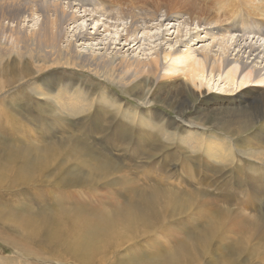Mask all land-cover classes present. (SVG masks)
<instances>
[{
	"label": "rangeland",
	"instance_id": "rangeland-1",
	"mask_svg": "<svg viewBox=\"0 0 264 264\" xmlns=\"http://www.w3.org/2000/svg\"><path fill=\"white\" fill-rule=\"evenodd\" d=\"M41 1L0 0V67L5 70L0 77L27 74L19 80V83H26L24 88L14 91L18 82L12 81L0 92V98H3L0 99V264H78L69 251L74 247L71 244L73 237L69 234L70 224L65 220L70 212L86 217V230L98 229L104 222L103 214H116V204L119 215L129 218L135 214L133 211H142L151 221L160 219L158 224H150L151 229L144 233L146 235L138 234L130 242L121 238L122 242L115 246L111 257H118L123 264H157L161 258L177 253L182 243L194 241L200 231L202 233L209 226L198 222L201 218H196V205L193 203L198 198L201 200L214 194L221 199L224 188L228 186L226 184L230 183L236 190L231 193L233 200L218 201L227 209L224 221L230 222L232 218L236 227L237 221H241L237 215L240 211L251 217L252 211L242 210L236 204L245 201V191L252 187L248 181L255 178L254 174L264 178V155L260 154V151L264 152V128L260 127L264 120L255 121L254 126L245 130L238 128V125L243 126L241 124H228L229 111L239 108L230 102L233 95L208 93V86H194L178 73L175 78L157 85H152L149 80L151 85L148 83L145 87H124L119 82L91 77L68 64H53L50 59L58 60L56 54L48 55L47 50L35 47L37 40L34 38L39 35L38 27L43 19L44 5L39 3ZM104 1L125 10L146 5L159 14H184L194 24L209 17L213 19L211 22L215 28L227 26L239 15L253 18L250 13L252 4L243 0H240L243 4L237 0H223L218 8V5L214 7L213 0ZM260 1L264 5V0ZM227 9L232 10L226 13ZM76 14L82 16L83 12L78 9ZM88 23L86 18H79L75 23L63 26L62 46H65L66 39L72 38L77 27ZM260 23L264 25L262 21ZM256 33L245 34L240 38L241 42L262 44L264 37ZM104 35L102 33L101 37ZM141 36L143 32L140 30ZM17 37L21 38L22 44H15ZM98 38L77 46V50L91 49L96 54L100 53L102 41ZM140 43L143 51L152 52V40L141 38ZM260 48L264 52V45ZM36 66L50 68L44 69L40 76ZM35 77H39L38 81L34 80ZM83 86L87 89L80 98L90 104L93 100L90 113H83L87 114L86 117H82V112L73 116L59 110L50 97L62 87L68 88L69 94L78 95L77 89L82 90ZM39 89L49 95L40 94ZM104 93L113 104L105 102ZM184 98L190 103L181 106L180 111L177 103ZM132 113H137L136 118L127 117ZM187 122L198 125V129L194 128L202 133L198 144L187 140L190 137L185 129L191 125ZM206 140L223 146L224 151L230 154L226 161L224 156H210L206 152ZM20 176L24 180L32 176V181L21 180ZM260 187L264 194V187ZM156 199L161 205L159 209L144 204L149 201L151 204ZM41 216L48 220L47 230L41 231L43 233L35 231L36 220ZM32 222L36 224L32 226ZM217 222L222 224V220ZM223 224L219 238L209 243L212 249L217 246L220 255L223 246H233L230 240L239 232L237 227L224 236L228 240L224 239L223 230L227 226L225 222ZM52 225L61 226L58 245L50 242L55 231H52L55 228ZM223 242L225 244L221 245ZM129 253L132 257L126 255ZM105 255L90 264H112L105 260L110 255ZM240 258L247 260V254ZM256 258L250 264H264V253L256 255ZM206 260L207 256L202 257L200 263L208 264ZM240 263L249 264L246 261Z\"/></svg>",
	"mask_w": 264,
	"mask_h": 264
},
{
	"label": "bare ground",
	"instance_id": "bare-ground-1",
	"mask_svg": "<svg viewBox=\"0 0 264 264\" xmlns=\"http://www.w3.org/2000/svg\"><path fill=\"white\" fill-rule=\"evenodd\" d=\"M222 1L223 0H213L214 7L218 5L216 6V8H218L219 2ZM237 1L241 2L240 0ZM41 2L39 3L42 6L44 5L42 10L43 19L41 25L38 27L40 29L39 35L37 39L34 38L37 40V44L35 42V47L47 50L45 51L47 54H56L58 60L50 59L53 64H68L73 68H78V70L88 73L91 77L102 78V80L107 79L114 83L119 82L124 87L128 85L131 87L135 85H142L141 87H145L150 83L148 82L149 80L153 82L152 85H157L166 79L175 78L178 73L194 86L200 88L208 86L210 88L208 93L213 92L220 95H233L232 100L229 98L230 102L235 103L239 108L232 112L226 109L229 111L228 115L230 116L226 120L228 124H241L243 126L238 125V128L241 127L242 130H245L252 125L254 126L255 121L264 120V52L260 50V46L264 45V41L262 44L252 40L253 43H242V39H240L245 34V36H247V33H253L254 31L257 32L256 35L264 37V25L260 23L261 21L264 23V5L260 0H243V2L252 4L250 13L251 16L256 19L239 15L237 20H234L227 26L219 28L213 26L211 22L213 19L209 17L207 18L208 20L194 24L189 20L190 17L184 14H159L160 12L152 10L146 5L130 7L125 10L120 7H115L104 0H65L66 4H64L63 0H42ZM243 2H241V4H243ZM78 9L83 12L82 16L76 14ZM230 10L232 9H227L226 13H229ZM194 14L193 17L196 18L197 14ZM79 18H86L89 23L85 26L77 27L72 33V38L70 40L66 39L65 46H62V43H64L63 36L61 35L63 34V26H69V24L75 23ZM140 30L143 32V36L141 37H139ZM102 33H105L103 37H101ZM97 37H100L98 39L102 41L100 43L102 45V51L100 53L96 54L91 51V49H87L86 51L77 50V46L94 41ZM248 37H250V35ZM141 38L143 40H152L153 46L150 48L152 52L143 51V47H141L140 43ZM14 42L18 45V43H21V38L17 37ZM155 42H159V44H155ZM137 49H139L138 52H136ZM131 52L135 54L131 55ZM63 59L65 61H63ZM61 60L62 62H60ZM36 67H38L36 68L37 75L40 76L42 75L40 73L44 69L46 71L50 68L42 66ZM53 67L55 66L51 68ZM2 70L3 69L0 67V75H3L5 72V70ZM26 75L25 73H18L16 76L13 74L12 77H0V92L10 83L12 84V81L18 82L17 88L14 91L24 88L26 83H19V80ZM38 79L39 77L34 78L35 81H38ZM65 83L67 84V82ZM149 85H151V83ZM65 88L62 87V89L60 88L61 90L50 95L59 110L73 116L76 112H82V115L89 111V114L93 100L90 104L87 100L83 101V99L80 98V95L83 94L87 88L85 86H83L82 90L78 88V95L69 94V91H67L68 88ZM39 90L40 94H48L42 89ZM103 96L106 103L113 104V101L106 97L105 93ZM0 99L3 100V98ZM187 102L188 99L184 98L177 103V108L181 111V106H187L190 103V101ZM148 103H151V101L149 100ZM82 106L84 108H82ZM85 106L88 107L85 109ZM118 110H120V107H118ZM133 114L134 113H132V115ZM136 114L137 113L133 116L127 115V117H132L134 119L137 116ZM86 116L87 114L82 115V117ZM187 124H191L188 129H185V133L190 137L187 140H190V142L194 144H198L200 142V134H202L201 131L194 130L198 125L195 126L190 122H187ZM260 127L264 128V125H260ZM162 130L169 136L166 129ZM205 149L210 156H224V161H226L230 155L226 150L224 151L223 146L220 145L219 142L213 140L205 141ZM260 154L264 155V152L260 151ZM141 170L143 169L141 168ZM22 176L19 178L24 180ZM254 177L252 181L247 180L248 183L252 184V187H248V190L246 189V195L244 196L246 197L245 201L242 204H236V207H240L242 210L248 209L252 211L253 214H251V217H249V215L245 216V214L240 211L237 215L241 218V221H237L239 224L236 227L234 219L231 218L230 222L224 221L225 216H227V209L221 206L218 201L220 200L224 203L227 200H233L234 196L232 197L231 193L236 189L230 185V183L226 184L228 186L224 188V193L221 195L222 197H220L221 199L215 194L212 197L209 196L201 200H199L200 198L197 196V202H192L196 205V218H201L200 221H197L201 222L203 225L208 224L209 228L203 230L202 233L200 231V234H198L199 237L196 236L194 241L192 239L190 242L182 243V248H180L177 253L167 258H161V261L157 264H202L200 260L202 257L206 256L208 259L206 262L208 261V264H235L236 262L241 264V261H246L249 264L253 263L256 255L264 253V194L262 191L263 188L260 187H264V181L259 180L264 178L262 176H256L255 174ZM26 179L32 181V176L25 178V180ZM257 183L260 186L257 185ZM158 187L160 189L161 185ZM217 188L220 189V187ZM248 191H250L251 194H248ZM170 194H172L171 191ZM196 195H198V192ZM193 197H195V194ZM173 199H175L174 195ZM148 203L145 202L144 204L151 206L152 209H159L161 206L158 203V199L151 204ZM192 203H190L189 208H191ZM187 204L189 205V203ZM192 212L193 211H191V213ZM115 213L116 214L109 215L108 213L103 214V224H100L98 229L90 226L92 229L88 230L85 229L87 223L84 219L86 218L85 216L77 212L66 214L65 220L67 219V223L70 224L71 230L69 234L73 237L71 244L74 246L73 249H69V251L71 255L76 258L74 259L78 260V264H90L98 259L97 257L101 260L103 258L101 255L106 256L105 254L110 255V258L105 259L106 261L112 264H115L116 261L117 264H123L122 260L118 257H111L115 246L119 244L121 238L126 242H130L132 239H135L138 234L142 233V235H146L144 233L151 229L150 224L155 225L157 222L159 223L160 220L156 219L155 221H151L150 217L142 211H133L135 214L131 215L129 218L119 215L117 213V204ZM210 217L212 219L208 221ZM219 220H222V224H218L219 222L217 221ZM47 221L42 219V216L39 217L36 220L37 227H35V231H46ZM30 222L31 221H29V223ZM36 222H32V226H34ZM223 222H225L227 226L223 230L224 239H227L224 236L235 231L237 227L239 232L236 234V238L232 237L230 240V244H233V246H223L222 254L220 255L217 253V246L212 249L209 247V243L215 241L216 237L219 238L221 230L224 227ZM90 223L91 221L89 220L88 224L90 225ZM53 226L55 228L52 231H55L52 237H50V242L58 245V233L61 226L52 225V227ZM195 231L197 230L195 229ZM172 239L174 240L175 238ZM240 242L241 244H237ZM222 244H225V242L221 243V245ZM133 250L136 249L133 248ZM243 254H247V260L240 258ZM126 255L132 257L130 253ZM216 257H218L219 263ZM257 258H259V256H257ZM136 260L137 258L134 259V261Z\"/></svg>",
	"mask_w": 264,
	"mask_h": 264
}]
</instances>
